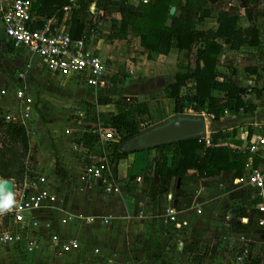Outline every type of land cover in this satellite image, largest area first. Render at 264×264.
<instances>
[{"label": "trees", "instance_id": "trees-1", "mask_svg": "<svg viewBox=\"0 0 264 264\" xmlns=\"http://www.w3.org/2000/svg\"><path fill=\"white\" fill-rule=\"evenodd\" d=\"M263 3L264 0H244L241 14L230 9L215 10L206 5V0H139L136 7L118 9L120 21H111L109 39L124 40L131 37L138 39L139 46L146 51V58L149 61L156 60L161 55H168L172 49L177 50L180 57L177 72L173 82L164 88L163 98L173 100L174 114H205L214 124L220 121L223 108L234 111L235 114L253 111L254 108L249 106L244 98L248 94H253L257 99H261L264 93V64L244 69L247 74L254 77L253 84L247 87L233 82L236 70L232 63L226 69V73L218 71L219 57L226 48L235 52L243 47H252L258 51L260 60L264 59V48L260 42L261 26L257 23L258 18L264 17L263 9L258 10L259 6H264ZM68 6L74 8L70 34L73 39H78L85 26L89 24L88 4L84 0H35L32 14L43 20L50 18L60 20L63 15L62 9ZM171 7L175 8L173 15H169ZM208 18L215 19L217 24L215 30L196 29L197 22ZM242 18L248 22L245 28L239 27ZM41 25L42 22L39 21L34 28ZM192 82L194 84L182 94L181 90ZM213 92L220 93L221 96H213ZM111 103L110 97H99L95 103H86L81 109L93 122L102 123L101 128L113 129L119 136L118 143L102 145L94 129L90 128L81 135L77 144L82 146L88 156L90 155L88 165L100 163L99 159H104L102 173L108 183L117 182L119 165H125L124 177L129 183L142 178L146 198H150L156 189L169 192L168 186L177 180L187 186L202 179H213L223 172H233L235 177H241L247 159H252L253 169L263 160L264 152L259 153L260 155L251 154L248 150L224 146L222 141L225 136L222 131L211 132L208 145L200 137L154 149L127 152L123 144L137 136L144 128L140 125L144 122V117H148V109L145 104L119 98L114 101L115 114L97 112V105ZM29 150V136L25 126L1 116L0 178L11 180L14 186L21 183L27 173L26 161ZM92 151H98V158L92 157ZM150 151H154L156 156L152 160L150 171L146 173V156ZM199 151H202L201 155ZM142 155L144 157L139 163L136 158ZM129 156H134L130 165L127 163ZM90 181L96 183L94 180ZM134 190L135 187H131L126 192L133 193ZM259 203H264V198L247 202L243 192L239 198L230 200L229 215L234 210L235 216L232 215V218L249 217L248 210L254 209ZM253 216L254 219L250 223L256 228L260 218L257 210L253 211ZM250 264L260 262L252 259Z\"/></svg>", "mask_w": 264, "mask_h": 264}, {"label": "crops", "instance_id": "crops-1", "mask_svg": "<svg viewBox=\"0 0 264 264\" xmlns=\"http://www.w3.org/2000/svg\"><path fill=\"white\" fill-rule=\"evenodd\" d=\"M11 1L12 0H0V12L4 7L9 5ZM32 1L34 2L35 0ZM84 1L88 4L87 19L89 18V16H91V18H89L90 19L88 20L89 24L85 26L81 36L84 35L89 39L88 41L89 48L94 52L95 55L99 56L103 61H105L106 66L108 68V73L111 72V69L108 67L107 63L109 61H115L117 59L115 58L116 47L122 45L123 43H128V45L131 46L133 45L135 50L140 49L142 51L143 56L139 58H143V57L146 58V51H144L139 46L138 39L132 37L124 40L109 39V34L111 31V21L112 20H116L117 22L120 21V14L118 9L127 6L136 7L139 3V0H117L115 2L112 0H102L104 1L102 5H100L101 0H84ZM68 7L70 8V11L67 13V17L69 18V24L71 25L74 8L71 6ZM92 7L94 8V10L96 9L97 12L100 11L101 14L97 15L98 13L96 11L95 13H92L91 12ZM106 12L111 13L110 18L108 15H106L107 14ZM64 15L65 14L63 12L62 17H64ZM257 23L259 24V26H261L260 28L261 32H264V17L258 18ZM247 26H248V22L245 19H241L239 21V27L245 28ZM195 27L198 30H207V29L215 30L217 24L215 19L208 18L205 19L204 21L197 22ZM93 30L94 33L96 34L95 36L93 35ZM9 49H12V51H10ZM24 51L27 52L28 50L23 47H14L13 44L6 38L0 21V85L2 86V89H0V117L1 116L5 117V119L6 117L15 118L17 120L21 119L25 105L23 102L17 99L16 91L18 90V88L25 90L26 94L32 99L31 108L28 112L29 117L27 120L24 121L26 130H27V126L30 128H35V124L38 123L41 124L42 128L44 129L43 135L47 133V136L46 137L43 136L42 139L40 136L37 137V134L34 133L36 137H34L35 139L33 140L40 141L34 144V146L40 147L42 149V150H38L36 153H34L33 151V144H31L32 140L31 138H29L30 150L26 161V171L27 173H31V174L44 175L48 179V188H50V191L53 192L56 196L55 203L51 204L47 208L42 209L41 212L37 215L40 222V226L38 228V233H37L38 244H39L38 248L32 252H27L26 253L28 254V257H26L27 259H24L23 261L20 262L18 261L19 263L16 262L15 264H75L76 262L74 261H76V259L83 260V258L90 259L88 264H106V263H102V259H105L107 253H109L111 250H116V252L122 254L126 252L135 253L125 261H123L124 255L121 254V256H119L121 259L118 257L116 260L117 262H114L117 264H126V263L127 264H184L182 261H175V260L166 261L164 258H160V260H157L156 262H151V260L146 259L145 255L144 256L142 255L143 254L142 252L147 250H150L152 253L154 252L158 254L164 251L168 253L171 250L170 247L174 248V246L168 244L169 239H171L174 236V234L177 233L173 230L172 225H170L169 228L167 227L168 228L167 231H160L155 225L157 222V221L155 222V219L158 213V204L160 202L166 203L165 195L169 194L172 196V204L176 207L178 213L177 217L180 221L186 224L184 230L179 232V235L182 236L183 233V236L187 237L192 231L190 228H188L189 232L185 233V231L187 232V223H186L188 222L187 219L194 217V215L192 214L193 212L190 211L193 210L192 205H190L192 203L190 202H194L195 200H201L200 198H202V202L208 200V199L206 200L204 199V195L209 189L206 188V185H209L206 183L208 182L211 185V182H215L216 180L218 181L219 179H221L222 181L224 180L231 181V183L235 185V189H228L226 190V192L234 191V192H238L239 194H237L236 198H230V199L226 196L225 200H227V202L229 203L230 200L239 198L243 193L240 192L243 186L237 181L239 177H235L233 172H223L220 176L215 177L213 179H202L199 182H193L187 186L180 184L179 180H177L176 182L178 184V191L181 194L187 193L185 194V196L183 195L176 197L172 195L170 192H164L165 195H162V191L159 190L158 199L155 200L154 203L149 204L148 208H145L146 202H144V200L151 201V199L153 198L152 195L148 199L144 196L142 182H138V183L136 182V184L133 185V187H135L133 193L126 194L127 190L125 188H122V191L120 189V194H105L102 190L96 188V183L94 184L89 180L87 182H89L91 185H94V187L96 188V192L103 195L111 196L110 198H108L109 199L108 204L93 205L91 203L89 205V210L87 209L85 210L86 212H83L82 210H77L73 206L68 208V201L66 197L70 195L62 194V196H60L54 190L53 185L54 184L64 185L67 190L79 187L78 183L80 182V173L84 171L86 169V166L88 165V162L87 165L84 164L82 155L84 154L86 158L88 154H86V151L82 148L81 145L75 143V141L71 138L72 137L71 129L65 130V135H67L69 138L66 141L63 140L59 141L58 147H52L51 154L47 153V150H45V148L43 147L45 140L48 139L53 140L54 137H53V130L50 128L48 124L49 120L45 117V115L43 114L39 115L35 112L36 110L39 112L43 110H47L49 107L48 104H46V102L43 100V98L40 97V89L38 91V87H36L37 83L35 81L42 84L41 81H43L42 78H44L45 81L47 82L49 81L52 85L55 84L57 81L56 79H54V77L48 74L44 68L43 69L46 73V76L42 75V78H40L41 76L34 77L35 75L33 74L35 73V71L31 70L32 65H30L28 59L25 60L23 58ZM256 51L257 50L252 47H243L239 51H235V52H231L226 48L223 54L220 55L219 60L222 57L223 58L227 57L228 59L227 62L228 61L233 62V67L236 70V76L233 77L234 83L238 85L241 84L242 86H246V87H247L246 82H251L253 84V80H250L245 77L242 78L240 76L238 68L235 67L236 65L235 59H238L237 57L251 59L253 55L256 53ZM234 56L237 57L235 58ZM179 59L180 57L178 55L177 50L175 49H172L168 55L158 56L156 60L149 61L146 58V60L149 63L153 64L154 67H156L153 76L155 79L148 84L149 87L146 89V92H149V89L150 90L152 89L153 92H156L161 96H160L159 105L155 104L156 107L152 106V103H156L154 102V100H152L153 102L151 101L149 105L147 104V102L144 101L143 103L137 102L138 104L140 103L145 104L148 109V113L150 115H154L157 119L153 121V123L152 122L149 123V125L146 123L147 126L145 127L140 125L141 128L144 127L142 130L159 122H163L164 120L175 115L173 113V107H174L173 100L163 98V90L167 85L173 82L174 75L177 72V63ZM259 62H261V65L264 64V59L259 60ZM135 69H136L135 64L129 63L128 61L127 65L125 66V71L127 74L125 76L124 92L130 93L131 96L137 94V97L140 98L139 96L144 94L141 93V90L143 91L145 88L141 82H138V80L135 79V77H133V71ZM28 70H29V75H27ZM218 71L221 73L227 72V70H219V65H218ZM21 72L25 73L23 74L22 78L19 77V74ZM115 74L117 75V72ZM11 76L13 77V79L15 78L16 81L18 82L17 89L14 94L8 92V88L6 84L2 81L3 77H7L11 79ZM72 83L82 87L83 91L81 98L79 97L80 99L90 96L92 97L96 96L97 99L99 97H105L102 96V92H101L102 89L98 88L99 86L97 88H92L80 83H76L74 81H72ZM193 84L194 82L190 83L186 88H183L181 90V93L184 94L187 91V88L191 87ZM2 92L4 93L1 94ZM212 95L216 97L221 96V94L217 92H213ZM250 98L251 101H249ZM80 99H76V100H80ZM111 99H112L111 104L97 105L96 106L97 112L105 113L107 111H110L111 114H115L116 111L111 109L107 110L111 107H114L115 96H111ZM244 99L247 101V104L249 106H252L254 108V110L248 113L239 112L238 114H235L234 111H229L223 108L221 112V119L219 122H217V131H222L225 136L224 140L222 141V144L224 146H228L230 148L237 150H248V152L251 154L254 153L262 154L264 152V148L262 149L260 138L264 137V99L263 97H261V99H257L253 94H248ZM86 103H92V102L87 101L85 102V104ZM83 105L84 104H82V106ZM33 109H35V111L32 114ZM78 111H81L84 114V116L82 117L84 118L86 117L84 111H82L81 108L78 109L76 112ZM64 113L67 115L68 111L63 110L61 113V117L65 118L68 124L71 123L72 119L69 117L67 118L66 115H64ZM75 114L76 113H73L72 116L77 117L74 121L76 122V126L80 127L77 130L80 133V136L78 138L80 139L81 135L87 130L86 128L89 123L85 121L82 122L81 119H79L81 117ZM10 121H12V119ZM95 127L98 126L93 125L92 128ZM209 135L210 134H207V126H206V135L204 136V138L209 137ZM199 154L201 155L202 151H199ZM155 156L156 153L154 151H150L146 156L147 173L150 171L149 167L152 165V160ZM143 157H144L143 155L138 156L136 158V161L139 160L140 163L141 161L140 159H142ZM249 159L251 161L250 162L251 171L253 170L264 171V161H263L264 157H262L263 160L261 159L262 161L259 162V164L255 169H253L252 159L251 158ZM133 160H134V156H129L127 158V163L130 165L133 163ZM124 172H125L124 167L122 165H119L117 181H119V179H125L124 177L125 174H123ZM52 173L53 176H51ZM58 173H61V176L60 175L56 176ZM248 173L249 170L244 168L242 176ZM82 181L83 184H86V180H82ZM222 181L221 183H213L212 185L216 186L219 189H222L223 187H225L224 185L226 184ZM245 190L248 191V193H245ZM249 191L254 192V194H256L254 190H249L244 187V193L247 202H251L253 200L259 199L257 194L256 196H254V198H251ZM197 203H198L197 205H200V202ZM83 213L84 214L91 213L90 214L91 216L89 217H94V218L96 217L93 224L85 225L86 227H88L85 229L82 228L84 227L83 224L84 222L82 223L77 220H73L76 216L79 215L84 217ZM102 213L107 214L108 217H110V218L107 217V219L109 220L107 224H103L99 220L101 218H99L100 216L97 214H102ZM203 214H204V210L202 211L201 214L198 215H203ZM68 217H74V218L68 221L66 224H62L61 220L66 219ZM256 229L257 227L253 228V233L258 232L259 235L261 233L260 236L263 238L262 232ZM61 230H64V232H61ZM95 230H100L101 233L96 234L94 233ZM51 235H56L60 242H61L60 239H64L62 242H65L70 238L78 239L80 250L82 243H84L83 242L84 240L93 241L92 243H98L95 245L100 246L98 247L100 248L101 253L99 254V250H95L93 248L94 246L93 245L91 246L92 248L90 249L88 254H86L87 252L84 253L83 251H81L79 255H74L71 258H69V263L68 262L65 263L66 261L58 262L54 260L55 258L46 260L45 255H42L43 253H46V247L42 244V242H48V244L52 246L50 244ZM181 238L177 239L175 243L178 241H182ZM182 239L186 242V239L184 238ZM39 241L41 243H39ZM158 243H160V246L158 245ZM79 249L73 252H78L80 251ZM178 249L176 248L175 245V250L178 251ZM16 255H20V254L17 253Z\"/></svg>", "mask_w": 264, "mask_h": 264}, {"label": "rangeland", "instance_id": "rangeland-1", "mask_svg": "<svg viewBox=\"0 0 264 264\" xmlns=\"http://www.w3.org/2000/svg\"><path fill=\"white\" fill-rule=\"evenodd\" d=\"M103 3L104 1L101 0L100 5H102ZM243 4H244V0H206V5L208 7L214 8L215 10L230 9L234 12L237 11L238 13H241V14L243 13V7H242ZM259 8L260 10H262V7L259 6L258 10ZM106 13H107L106 15H108L110 18L111 13L110 12H106ZM89 18H91V16H89ZM89 18L88 20H90ZM93 35L94 36L96 35L94 33V30H93ZM27 52L24 51L23 58L25 60L28 59L30 62V65H32L31 70L35 71V73L33 74L35 75L34 77L41 76L40 78H42V75L46 76V73L43 69L44 67H42L43 65L40 59L37 56L33 55L32 53L30 52L27 53ZM141 56H143L142 51L140 49L135 50L133 45L132 46L128 45V43H123L122 45L116 47V57L115 58L117 59L115 61H109L107 63L108 67L111 69V72L107 73L108 75H106L105 83L98 87L102 89L101 90L102 96L110 97V98L111 96H115V101L119 98L122 100L123 99L131 100L136 103L137 102L143 103L144 101V102H147L148 105L150 104L152 100H154V102L156 103H152V106L156 107L155 104L159 105L161 95L157 94L156 92H153L152 89L151 90L149 89V92H146V89L149 87L148 84L152 82V80L155 79L153 76H154L156 67H154L153 64L149 63L145 57L139 58ZM258 56H259L258 51H256V53L253 55L251 59L236 56L238 59H235L236 60L235 67L238 68L239 74L242 78L245 77L250 80H254V77L247 74L244 71V69L245 67H253V66L257 67L261 65V62H259L261 57L260 56L258 57ZM227 60H228L227 57H224V58L222 57L219 60V70H226V68H228L230 63H232L233 65L232 61L227 62ZM128 61L129 63L135 64L136 69L133 71V77H135V79H137L138 82H141L145 88L143 91L141 90V93H144V94L139 96L140 98L137 97V94L134 96H131L130 93L124 92L125 76L127 74L125 71V66L127 65ZM29 70H28L27 75H29ZM116 72H117V75L115 74ZM13 77L11 76V79L7 77H3L2 81L6 84L8 88V92L14 94L17 89L18 82L16 81L15 78L13 79ZM42 79H43V81H41L42 84L35 81L37 83L36 87H38V91L40 89V97L43 98V100L46 102V104H48L49 107L47 110H43L40 112L37 110L35 111V109H33L32 114L35 111L39 115L41 114L45 115V117L49 120L48 124L50 128L53 130L54 139L45 140L43 147L45 148V150H47V153L51 154L52 147H58L59 141L61 140L66 141L69 138L67 135H65V130L67 129H71V134H72L71 138L75 141V143L78 142L80 133L77 130L80 127L76 126V122L74 120L77 117L72 116V114L77 113L76 111L80 109L82 104H85V102L87 101L88 102L91 101L92 103H95L97 97L90 96V97H84L83 99H80L83 89L82 87L73 84L72 81H61L59 79H56L57 82L52 85L49 81L47 82L44 80V78ZM0 89H2L1 85H0ZM125 94L126 95L128 94L127 97ZM262 97L264 99V94H262ZM76 99H80V100H76ZM249 101H251V98L249 99ZM110 109L116 111L115 107H111L107 110H110ZM63 110L68 111L67 115L65 113L64 115H66L67 118L69 117L72 119L71 123L68 124L67 120L61 117V113ZM103 114H111V113L110 111H107ZM202 116L206 120L207 134L217 131V123L212 124L209 118L205 114H202ZM79 119H81L82 122L85 121L89 123L86 128L87 130L92 128L93 125L98 126V127L103 126L102 123L100 122L98 123L93 122L90 119V117H85V118L81 117ZM155 120H157L156 117L148 113V117H144V122H142L141 126L145 127L147 126V124L149 125V123L151 122L153 123V121ZM43 130L44 129L42 128V125L38 123L35 124V128H30L27 126V133H28L29 138H31L32 140L31 144H33L34 153H36L38 150H42L40 147L34 146V144L38 143L39 141V140L38 141L33 140L35 139L34 137H36L34 133L37 134V137L40 136L42 139L43 136L45 137L47 136V133L43 135ZM97 153L98 151L96 152L93 151L92 157L98 158ZM82 158H83L84 164L87 165L89 156L85 158L83 154ZM94 161L96 162L95 159ZM122 166L124 167L125 165H122ZM86 167H88V165ZM149 169H151V166L149 167ZM145 172L147 173L146 167H145ZM87 174L88 173H86V169L80 173V182L78 183L79 187H76L74 189L67 190L64 185H55V184L53 185L54 190L60 196H62V194L70 195L66 197L68 201V208L73 206L77 210H82L83 212H86L85 210L86 209L89 210V205L91 203L93 205L94 204H97V205L98 204H102V205L108 204V201H109L108 198H110L111 196L103 195V194L96 192V188L94 187V185H91L89 182H87L89 181ZM58 175L61 176V173H58L56 176ZM51 176H53V173L51 174ZM82 180H86V184H83ZM221 181H222L221 179H219L218 181L216 180L215 182H211V185L208 182L206 183V184H209V185H206V188H209V189L204 195V199L205 200L208 199L207 201L202 202V198H200L201 200H195L194 202H190L192 204L189 203L190 205H192V209H193L190 211L193 212L192 214L196 218L192 217V218L187 219L188 221L186 222L187 232L185 231V233L189 232L188 228L192 230L187 237L183 236V233H182V236H180L179 232H177L168 241V244L174 246V248L168 246L171 248V250L168 253L164 251L162 253L157 254L154 252L152 253L150 250H147V251H143L142 255L143 256L145 255L146 259L151 260V262H156L157 260H160V258H164L166 261H173V260L182 261L184 264H230V258L233 256V253L238 248L236 245L237 240H238V235L242 233L243 235H245V238L248 240L249 244H252L251 249L253 252V258L256 260H259L260 264H264V245H263L264 238L260 236L261 233L260 235L258 234V232L253 233V227H252V224L250 223L251 220L254 219L253 211L255 209L248 210L249 225L246 228L242 227L239 223H237L238 220L233 219L229 215V212H228L229 203L225 199H226V196L229 199L236 198L237 194L239 193L234 192V191L226 192V190L228 189H235V185H233L231 181H228V180L222 181L226 183L224 185L225 187H223L222 189H219L216 186L212 185L213 183H221ZM136 182L137 181H135V183H129V181H127L126 178L119 179V181H117L118 187L121 189V191H122V188H125L126 190L128 188L131 189V187H133V185L136 184ZM168 190L172 195L176 197L183 196V195L185 196V194H187V193L181 194L178 191V184L176 181L172 182L168 186ZM240 192H244V187L241 189ZM245 193H248V191L245 190ZM153 194H154V197H153ZM249 194L251 198H254V196H256V194H254V192H251V191H249ZM158 195H159L158 189L154 190L152 193V198H153L151 199L152 202L150 200H144V202H146L145 208H148L149 204L154 203V201L158 199ZM197 202H200V205H197L198 204ZM161 205L162 203L160 202L158 208ZM197 209H200V210L203 209L204 214L198 215L195 212ZM90 214L91 213L84 214V217H89L91 216ZM97 215L100 216L99 218L108 217L107 214H103V213L97 214ZM256 216H257V213H256ZM73 220H77L83 223L82 219L79 218L78 216H76ZM155 222H156L155 225L157 226L158 230L163 231V229L160 228L163 224L162 223L160 224L159 219L158 220L155 219ZM83 224H84V227L82 228L84 229L88 228L85 226L86 225L85 223ZM230 226H232V228ZM231 229L233 230V232L231 231ZM64 230H61V232H64ZM94 233L97 234L101 232L100 230H95ZM181 237L186 239V242ZM179 238H181V240L184 241L185 243V248L183 249L184 251L182 252L175 250V244H176L175 241H177V239ZM60 240L62 242L64 239H60ZM83 242L84 243H82L81 245V250L79 249L80 251L72 252L70 254L69 253L68 254L59 253L58 249H56L54 246H50L48 242H42V244L46 247V253H43L42 255H45L46 260L55 258L54 260L58 262L66 261L65 263L67 262L69 263V258H71L74 255H79L81 251H83L84 253L87 252L86 254H88L90 249L92 248L91 246L93 245H94L93 248L95 250H99V254L101 253V250L99 248L100 246L98 245L99 246L98 247L95 245L98 243H92L93 241H89V240L87 241L84 240ZM39 243L41 242L39 241ZM158 245L160 246V243H158ZM25 251H26L25 244H19V245L12 244L10 246L0 247V264H15L18 261L20 262V261H23L24 259H27L26 257H28V254H26L27 251L26 252ZM17 253L20 255H16ZM121 254L122 253L116 252V250H111L109 253H107L106 258L102 259V263L117 264L114 262H117L116 260L119 256H121ZM134 254L135 253H132V252L123 253L122 254L124 255L123 261L127 260L130 256ZM57 256H60V257H57ZM89 261H90L89 258H85V259L83 258V260L76 259V261L74 262H76L75 264H88Z\"/></svg>", "mask_w": 264, "mask_h": 264}, {"label": "built area", "instance_id": "built-area-1", "mask_svg": "<svg viewBox=\"0 0 264 264\" xmlns=\"http://www.w3.org/2000/svg\"><path fill=\"white\" fill-rule=\"evenodd\" d=\"M146 1H144L145 3ZM32 0H12L9 5L4 7L0 12V21L6 38L14 47L26 48L29 52L36 55L44 69L54 79L61 81H74L86 85L88 87L97 88L105 82L108 68L105 61L89 48V39L81 36L73 39L70 32L69 18L67 13L69 7H64V17L60 20L50 18L43 20L32 14ZM264 12V6H262ZM97 10L92 7L91 12ZM99 14V12H97ZM42 22L39 28H34L36 24ZM97 22V21H96ZM261 46L264 48V32L260 35ZM24 72L19 74L23 77ZM2 92L1 94H3ZM16 97L23 102L25 107L20 120L6 117V120L16 121L24 125V121L28 119V112L31 108L32 99L26 94L25 90L18 89ZM77 116H84L81 111L76 113ZM25 126V125H24ZM94 132L102 145L110 143H118L119 136L113 129H103L101 127L93 128ZM205 144H209V137L203 138ZM262 149L264 148V137L260 138ZM254 149V148H253ZM252 149V150H253ZM91 159V157H89ZM100 163H92L86 167V173L89 180L96 182L102 180V191L105 194H120V188L117 182L108 183L103 176L104 159H99ZM250 159L245 162L244 168L249 173L238 178V183L249 190H254L257 196L264 198V171L250 170ZM137 182H142V178H137ZM17 204L11 212L0 215V247L10 246L12 244H25L27 252H32L38 248V228L40 226L37 215L42 209L49 207L55 203L56 196L48 188V179L41 174L26 173L22 182L17 186L13 185ZM162 195H165L164 191ZM166 203L158 208L156 219H159L160 227L163 231H167L169 226L175 232L184 230L186 224L177 217V209L172 204V196L165 195ZM159 206V204H158ZM260 218L258 219V227L264 238V203L255 205ZM197 214H201L202 210L197 209ZM82 221L91 225L96 217L78 216ZM74 217L62 219L61 223L66 224ZM237 219L242 227L249 225V217L233 218ZM101 223L107 224V218L99 219ZM168 227V228H167ZM232 228V226H230ZM231 231H233L231 229ZM50 244L58 249L59 253H70L79 249V242L75 238H70L65 242H60L56 235L50 236ZM178 251L185 248L183 241L176 242ZM237 249L230 258V264H250L253 258L251 244L242 233L238 235ZM96 252V251H95Z\"/></svg>", "mask_w": 264, "mask_h": 264}, {"label": "water", "instance_id": "water-1", "mask_svg": "<svg viewBox=\"0 0 264 264\" xmlns=\"http://www.w3.org/2000/svg\"><path fill=\"white\" fill-rule=\"evenodd\" d=\"M117 1V0H112ZM175 8L171 7L169 15H173ZM250 86L251 82H246ZM206 135V120L202 115H178L141 130L137 136L127 140L123 146L127 152H137L154 149L167 144L179 143ZM7 187L13 190V182L8 180ZM97 188H102V180L96 181ZM235 216V211L230 216Z\"/></svg>", "mask_w": 264, "mask_h": 264}, {"label": "clouds", "instance_id": "clouds-1", "mask_svg": "<svg viewBox=\"0 0 264 264\" xmlns=\"http://www.w3.org/2000/svg\"><path fill=\"white\" fill-rule=\"evenodd\" d=\"M8 180L0 178V215L11 212L17 204L15 192L7 187Z\"/></svg>", "mask_w": 264, "mask_h": 264}]
</instances>
